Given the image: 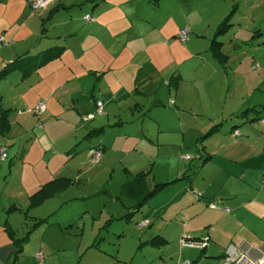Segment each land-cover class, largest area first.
Masks as SVG:
<instances>
[{
    "label": "rangeland",
    "instance_id": "1",
    "mask_svg": "<svg viewBox=\"0 0 264 264\" xmlns=\"http://www.w3.org/2000/svg\"><path fill=\"white\" fill-rule=\"evenodd\" d=\"M35 1L0 0V26L25 25L28 47L51 45L45 34L54 33L45 30L56 24L71 20L72 32L55 39L58 57L44 82L56 92V108L47 107L45 92L39 94L45 73L40 82L32 76L21 84L30 91L19 97L18 86L12 90L19 69L0 80L10 123L9 133L0 135L6 154L0 161V224L8 221L16 238L27 237L21 256L15 260L10 254L8 264L190 263L185 258L193 252L183 243L191 237L180 239L176 222L164 237L165 221L154 213L162 206L174 212L180 203L198 210L185 229L199 231L207 245L206 232L216 230L229 246L243 240L264 254V0H167L163 5L164 0H148L152 7L160 2V10L142 8L143 16L150 23L158 18L162 26L141 43L150 45L148 54L128 42L141 39L140 21L123 15L116 27V6L130 9L131 0H60L61 10L51 15L55 6L33 10ZM169 1L178 5L173 8ZM85 14L99 15L98 23L105 25L93 32L100 27L83 20ZM228 17L229 26L217 36L226 57L222 65L210 45ZM172 25L187 30L186 41L171 36ZM11 39L0 35L2 56ZM116 76L127 81L125 90L116 85ZM91 93L104 112L88 122V112H94ZM39 103L47 110L36 115ZM98 128L102 133L88 136ZM244 138L249 139L240 143ZM101 145L107 149L93 164L89 152ZM148 171V190L179 179L135 211L139 198L122 188ZM58 178L74 183L29 205L37 185ZM190 183L192 190L176 193V184ZM208 218L210 227L203 223ZM38 220L43 222L33 229ZM143 220L151 223L138 227ZM156 235L165 243L151 245ZM205 261L194 264H209Z\"/></svg>",
    "mask_w": 264,
    "mask_h": 264
},
{
    "label": "crops",
    "instance_id": "2",
    "mask_svg": "<svg viewBox=\"0 0 264 264\" xmlns=\"http://www.w3.org/2000/svg\"><path fill=\"white\" fill-rule=\"evenodd\" d=\"M25 1H26L25 4H28L29 0H25ZM60 2H61L60 0H50V3L48 4L47 7H49V8H52L54 6L56 7V5L60 4ZM165 3L167 4L168 1L164 0L162 5L165 4ZM169 3L172 5L173 8H175V6L178 5V2H175V1H171V2L169 1ZM61 4H63V3H61ZM131 4H133V6H131L130 9H122L119 6H116V27L122 26V23H121L122 18H121V16H123V15L134 16L137 21H140L142 26H143V28H144V31H143L142 35L140 36L141 39H139V40H137V39L136 40L128 39V42H129L130 45H135L136 43H138L139 44V49H141L143 54H148V53H150V52H148V49H150L148 47L150 45L143 46L141 43L144 40L147 41L148 39L153 38L154 35L151 33V31L153 29L157 30V31L158 30L161 31L162 30V26L159 25V19L158 18L153 20L151 23L148 22L147 19L143 16L144 13L141 10H142V8H144L145 10L147 9L148 11H149V9H151L152 11L158 13V11L160 10L161 3L159 2V3L156 4V6L152 7V6H150V4H148V0H131ZM161 9L164 11L163 7H161ZM59 10H61V9H59ZM5 12H6V10H5ZM85 16H89L92 20L91 21L90 20L89 21L86 20ZM83 20H85L87 23H90L91 25H93L95 23L96 25H98L100 27V29H93V32L101 30L102 26L105 25L102 22L98 23L99 15H97V18L95 19L91 15L85 14L83 16ZM68 21H69L68 24H58V25L56 24L54 26V29L46 28L45 31H52L54 33V35H53L54 37L53 36L49 37L47 32L45 34L46 38L48 40L52 41V44L56 43L55 39H57V38H62V40H65L66 37L68 36V33L72 32L71 29H70V26H69V24L72 25L71 24L72 21L71 20H68ZM14 27H12V25L0 26V35L5 37V38H9V37L12 38L11 39L12 44L10 46H8L9 47L8 53L6 51L7 48H4V50H3V51H6L7 55L2 56L1 53H0V68L2 69V67L6 66V65H8V67L9 66L11 67V66L15 65V66L20 67V68L23 69V70L20 69V76H18V78L12 83V90L16 89V87L18 86L17 90H16L17 94H15L16 97H19V95L23 96L24 95L23 94L24 91L27 92V94H29L30 90L28 91L25 88H20L21 87L20 85L23 84L27 79H31V77L34 76L36 78H32L33 81H34V79H36L37 82H40L41 78H42V74L45 73L43 75V86H44V89L42 90V87L40 86L39 94H41V92H45V95H43V96H46L45 100H46L47 107H48V104H49V106H50L49 109H51V107L52 108H56L58 106V104H59V101H57V100L54 101L53 100V95H55L56 92L54 90L47 89V85L44 83L48 73L53 71V68H51L52 67L51 65H53L52 64L53 61H51L47 65L41 67L37 71H35L33 73L34 75L32 74V75L26 77L25 79H23V78H24V76H26L28 74L25 71V68L28 67V66L31 68L30 65L25 64L27 62L26 60H28L29 57H31V56H37L38 58L39 57H43V58L48 57V56L54 54V52L56 51V49H57V47L59 45H55V44H53V45L51 44V45H47V46H45V45H42V46L36 45V46H39L37 48H36V46L35 47H33V46H29L28 47V46H26L25 43H26V38L29 37V35L26 34V30L27 29H26L25 25H21V26L14 25ZM58 28H61V29H58ZM172 30H173L172 31L173 34L171 36L177 38L176 34H177V30L178 29L174 28V25H172ZM18 36H20V37L17 38ZM116 37H117V31H116ZM166 39H168V37H166ZM148 42H150V41H148ZM14 48H15V50H14ZM30 50H33V51H32V53L28 54V52H30ZM147 56L151 58L150 55H147ZM37 57H35L33 60H36ZM150 58H148L149 62L151 60ZM116 81L118 82L116 85L121 87L122 90H125V88L127 87V81H125L123 79L122 80L119 79V76H116ZM29 87H30V85H29ZM60 87H61V85L58 86L57 88H60ZM116 88H117V86H116ZM136 88L137 87L133 83V86L131 87L132 91H137ZM19 89H21V90H19ZM91 96H92V103H93V107H94V105L96 103V100L93 98L92 93H91ZM21 99H24V97H22ZM97 101H99V100H97ZM4 102H5L4 101V97H2L0 95V104H2V108L4 107ZM16 106H18V104ZM46 108H45V111L47 110ZM132 110L133 111H137L138 109L135 107ZM45 111H44V113H45ZM103 112H104V107H103ZM88 114L90 115L89 112H88ZM88 122H90V121H88ZM119 125H121V124L119 123ZM115 126H116V124H115ZM248 139L249 138H247V139L244 138L243 141H241L240 143H244ZM115 141H116V137H115ZM240 143H236V145H239ZM101 146H102L101 148H102V153H103V151H105L107 148H106L105 145L104 146L101 145ZM96 147H99V146H96ZM0 148H5V146H0ZM4 160L0 159L1 162H3ZM171 181H173V180L172 179L171 180L167 179V180H163V181H160V182L161 183H166V182H171ZM191 183H192V181H191ZM191 183L188 184L186 187H185V185H182V184H179V185L176 184V187H177L176 190H175L176 193H180L182 191H186L187 188H190V190H192L191 189ZM172 184L174 185V183H172ZM144 185H145V188L147 189L146 184H144ZM40 186L41 185H39V186L37 185L36 188L38 189ZM170 187L171 186H167L163 191H165L167 189H170ZM29 190H31V189H29ZM187 196L190 197V199H192V198H191V195L188 192H186V196L185 195L183 196V197L186 198V201L189 204L190 201L188 200ZM1 198L2 197H1V193H0V201H1ZM187 203L185 204L186 206H187ZM178 206L179 207H177L174 210V212H171L170 208L165 209V206L164 207L162 206V209H160V210L159 209H155L154 213L159 215V216H161V218L165 221V225H166V227L164 229L165 232L163 231L161 234L165 237V235L169 233L168 228H169L170 224H172L173 222H176L174 224H177V225H179L180 228H182L183 236L182 237L180 236L179 237L180 239L186 238L185 236L187 235V236L191 237L190 239L189 238L188 239L190 241H192V242H194V241L195 242L202 241V239H200V238H203V237H201V235L199 234V231H197V230L195 231V230H191V229L188 230V227L185 229V227L190 222L189 220L194 218L193 216H197L198 215V214L194 215L195 213L198 212V210L197 211L193 210L194 208H191L192 205L191 206L188 205V207L186 208L185 206H182V204L180 203ZM198 206L200 208L203 207L201 203H199ZM209 211L211 212V210H209ZM205 212H206V210H205ZM227 212H229V211H227ZM130 215H132V214H130ZM215 221H216V219H213L212 223L215 224L216 223ZM4 222H6L8 227L10 228V224L8 223V221H4ZM143 222H145L146 224L144 226L143 225L140 226V224L143 223ZM209 222L210 221H209V218H208L203 223L206 224L205 226L210 227L211 223H210V225H208ZM150 223H151L150 220H148V221L147 220L146 221L143 220L142 222H140L138 224L139 225L138 227L144 228V227H147ZM2 224H0V264H8L7 261H8L9 255L12 254L14 249L11 246L12 245L11 241L9 240L8 236L6 235V233L4 232V228H3ZM10 229H12V228H10ZM211 231L206 232V236L209 237V242L210 243H208V245L204 249L198 250V248H193V247L192 248L191 247L187 248V250H192V252H193V257L192 258L191 257H186L185 258L186 261H191L188 264L199 263L202 260L203 261L204 260H208L207 262L205 261L203 263H209L210 264L211 263L209 261L210 259H215V264H220L222 262V259L226 255V250H227V248L229 246L228 245L229 242L228 241H223L218 236V232L216 230H213L212 233H211ZM163 236L156 235V236H154L152 238L157 237V238H162L163 239L164 238ZM152 238H150V239H152ZM191 239H194V240H191ZM149 240H147V241H149ZM213 247H216L217 250L215 251V249H213ZM235 249H238V250L240 249V250L245 251L250 257H252L254 259L264 258V254H262V252H260L259 250L255 249V247L244 243L243 240L239 242V245L237 247H235ZM214 252H215V255L213 254Z\"/></svg>",
    "mask_w": 264,
    "mask_h": 264
},
{
    "label": "trees",
    "instance_id": "3",
    "mask_svg": "<svg viewBox=\"0 0 264 264\" xmlns=\"http://www.w3.org/2000/svg\"><path fill=\"white\" fill-rule=\"evenodd\" d=\"M99 1H103V0H99ZM59 9L60 8L57 6L56 8L51 10L50 15ZM234 9H236V8L233 7V9L231 10L233 13H234ZM229 17L227 19H225L217 27L216 33H215L216 36L214 35V38H213L212 43L210 45V51L212 52V56L220 59L221 63L226 60V57L221 53L222 43L217 41V38H218L217 36L223 34L226 31V28L229 26L228 25V22L230 20ZM35 57H37V56L29 57V59L27 60L28 63L27 62L25 63L27 65H30L31 68L29 66L25 68V71L28 74L26 76H24L23 79L32 75L35 71H37L41 67L47 65L51 61L57 59L58 55L52 54V55L45 57V58H43V57L38 58L37 57L36 60H33ZM222 65H223V63H222ZM17 69L23 70L22 68L17 67L15 65L11 66V67L9 66V67L2 68V70L0 71V80H3L10 71H14ZM176 78H177V76L171 77L172 80H174ZM8 114H9V110L2 108V106L0 104V135L1 136H6L10 131V123H9V115ZM102 131H103L102 128L92 130V131H90L88 136H90L92 134L102 133ZM94 149L99 150L100 152L102 151L101 147H95ZM148 174H149V171L146 173L140 172V173L136 174L134 176V178L132 179V181H130L128 184L124 185L122 188V191L125 192V195H128L130 198H135V199L139 198L138 202L136 203V207L134 209L135 211H137L148 200H150L151 198L156 196L158 193L162 192L167 186H169L172 183H175L179 179V178H177L171 182L155 184V185H153V187L150 190H147L145 188L144 184H145V180H146ZM73 183H74L73 180H70L67 178H58V179L50 180V181L42 184L37 189V191H35L32 195H30L29 205L32 207L39 205L40 203L44 202L45 200L57 195L58 193H60L64 189L68 188ZM129 216H130V214H129ZM41 222H43V221L38 220L33 225V229L36 228ZM2 226L4 228V232L6 233L9 240L11 241V244L14 246V251L12 253L15 255V257H14L15 260H17L21 256L23 242L26 241L27 237L25 236L23 238L18 239V238H16L15 231L10 229L6 222H3ZM27 234H29V232ZM149 243L151 245L156 246L158 244H161V245L164 244L165 241L162 238L155 237L152 240H150Z\"/></svg>",
    "mask_w": 264,
    "mask_h": 264
},
{
    "label": "built area",
    "instance_id": "4",
    "mask_svg": "<svg viewBox=\"0 0 264 264\" xmlns=\"http://www.w3.org/2000/svg\"><path fill=\"white\" fill-rule=\"evenodd\" d=\"M50 0H36L32 4V9L37 10L39 8H44L49 4ZM86 20H92L89 16H85ZM177 39L181 42L187 40V30H181L177 34ZM34 113L36 115H41L45 111V105L43 103H39L34 109ZM103 114V104L100 101H97L94 106L93 114H90L87 118L88 121L93 120L96 116H100ZM237 134V133H235ZM91 161L93 164H98L101 158V152L99 150L90 151L89 152ZM6 158L5 148H0V159L4 160ZM188 157H186L187 159ZM146 223L143 222L140 226H144ZM183 245L187 247L198 248L200 250L204 249L207 246V239L199 241V242H192V241H184ZM183 264H188L184 262ZM220 264H264L263 258L254 259L250 257L245 251L235 249L233 246H229L226 250V255L223 258Z\"/></svg>",
    "mask_w": 264,
    "mask_h": 264
},
{
    "label": "clouds",
    "instance_id": "5",
    "mask_svg": "<svg viewBox=\"0 0 264 264\" xmlns=\"http://www.w3.org/2000/svg\"><path fill=\"white\" fill-rule=\"evenodd\" d=\"M97 102V101H96ZM95 106V105H94ZM92 121V120H91Z\"/></svg>",
    "mask_w": 264,
    "mask_h": 264
}]
</instances>
